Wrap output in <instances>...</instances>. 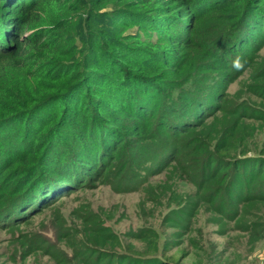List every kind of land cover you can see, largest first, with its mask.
<instances>
[{"label":"trees","instance_id":"obj_1","mask_svg":"<svg viewBox=\"0 0 264 264\" xmlns=\"http://www.w3.org/2000/svg\"><path fill=\"white\" fill-rule=\"evenodd\" d=\"M107 3L117 8L102 10ZM262 5L264 0H0V128L19 120L27 125V119L40 112L52 113L42 119L40 127L33 128L27 150L11 160L6 157L0 165V178L6 180L0 186V216H11L6 211L9 207L24 214L36 199L50 195L42 183L46 175L49 178L45 169L53 143L42 135L75 108L86 114L90 98L94 103L102 101L104 109L95 108L91 117L98 123L93 125L95 146L91 159L78 160L81 172L76 174L81 181L86 172L104 175L118 157L131 162L133 156H126L124 148L129 146L127 138H157L158 130L178 135L173 142L176 151L172 145L171 150L182 155L188 178H198L206 185L204 193L210 201L221 190L230 196L245 171L264 170L263 157L246 156L244 150L231 162L224 159L237 146L235 142L239 143L235 140L243 120L264 121V117L249 113L238 103L220 109L217 102L224 104V99L212 98L219 93L215 86L205 84L210 78L207 72L220 66L227 71L219 76L222 85L235 78L229 74L232 70L236 74L234 68L240 65L258 78L264 77V62L257 67V60L252 59L255 49L264 43V33L255 39L247 29L252 13ZM143 9L142 21L132 19ZM131 20L138 30L125 32L121 24L129 25ZM258 24L264 26V22ZM247 38L251 40L248 46L254 48L242 64L233 56L242 51ZM218 56L223 57V65L216 63ZM127 84L158 91L153 106L120 107L111 96L106 97V90L125 95ZM247 88V93L264 95V85L259 87L262 92ZM68 98L75 102L63 104ZM53 104L55 108L49 109ZM216 104L222 118L209 124L204 133L202 108L209 110ZM191 107L195 113L186 112ZM147 120H153L150 127L144 124ZM110 133L113 137L104 144L106 148H98L100 138ZM42 147V156L34 157ZM174 156L171 161L176 160ZM248 160L255 166L261 161L258 169L249 164L240 170ZM122 166L123 162L119 171ZM227 168L232 170L229 176ZM75 182L66 184L72 189Z\"/></svg>","mask_w":264,"mask_h":264},{"label":"rangeland","instance_id":"obj_2","mask_svg":"<svg viewBox=\"0 0 264 264\" xmlns=\"http://www.w3.org/2000/svg\"><path fill=\"white\" fill-rule=\"evenodd\" d=\"M262 7L252 13L247 28L248 35L252 32L255 39L264 33V26L258 24L264 22ZM114 8H117L114 3H107L102 10ZM144 14L143 9L132 19L142 21ZM132 21L129 25L121 24L125 32L138 30ZM244 41L242 51L233 56L234 61L240 60L242 64L250 59L251 55H247L254 48L248 46L251 40ZM252 56L257 67L263 64L264 43ZM222 60L223 57H217L218 66L223 65ZM244 68L242 65L234 68L236 74L232 70L229 76L235 78L222 85L219 76L227 71L220 66L207 72L210 78L205 84L215 86L218 91L212 98L224 99V104L217 102L220 109L238 103L249 113L264 117V95L246 92V87L262 92L259 87L264 85V77L258 78L250 68ZM109 91L106 90V97L111 96L116 105L136 109L146 104L147 108L152 107L154 94L158 92L149 86L131 84H127L125 95ZM75 98L62 103L70 104ZM230 98L233 102L229 104L226 101ZM86 102H89L86 114L75 108L55 123L50 133L44 131L42 137L53 143L45 169L49 178L46 175L42 183L50 195L36 199V204L24 214L17 207H9L6 211L12 215L0 216V264H264V198H261L264 170L245 171L231 188L230 196L221 190L210 201L209 196L205 197L206 185L198 178H188L182 169V155L171 150V145L175 150L173 142L178 135L158 130L157 138H127L129 146L124 147L125 154H132L131 162L124 161L127 157H118L104 175L86 172L85 180L81 181L76 174L81 172L78 160L90 158L95 146L93 125L98 123L91 117L95 108L104 109L97 99L96 103L91 98ZM216 106L209 110L202 108V132L209 124L221 120L223 112ZM48 108L54 109L55 104ZM60 111L64 113L63 109ZM186 112L195 113V107ZM49 115L40 112L28 118V126L19 120L0 128V165L6 157H12L11 160L27 150L33 128L40 127L42 119ZM151 122L147 120L144 124L150 127ZM112 137L111 133L101 137L98 148L105 149ZM238 140L237 146L224 157L226 161L242 155L240 150L246 156L264 159L263 119H244L235 141ZM44 149H39L34 157H41ZM173 156L177 157L175 161H171ZM121 162L123 170L119 171ZM260 163L255 166L250 160L243 161L240 170L249 164L258 169ZM231 172V168L225 170L227 176ZM75 179L77 185L70 189L66 183ZM5 183L0 178V186ZM2 210L0 207V213Z\"/></svg>","mask_w":264,"mask_h":264}]
</instances>
